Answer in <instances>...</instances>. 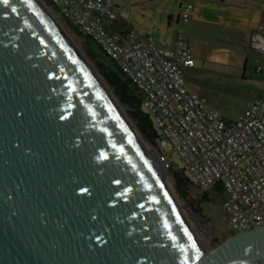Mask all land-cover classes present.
Wrapping results in <instances>:
<instances>
[{"label": "water", "instance_id": "obj_1", "mask_svg": "<svg viewBox=\"0 0 264 264\" xmlns=\"http://www.w3.org/2000/svg\"><path fill=\"white\" fill-rule=\"evenodd\" d=\"M83 57L0 0V264H261L264 226L201 250Z\"/></svg>", "mask_w": 264, "mask_h": 264}, {"label": "built area", "instance_id": "obj_2", "mask_svg": "<svg viewBox=\"0 0 264 264\" xmlns=\"http://www.w3.org/2000/svg\"><path fill=\"white\" fill-rule=\"evenodd\" d=\"M49 1L60 18L91 37L139 92L142 110L157 129L154 150L159 161L171 164L164 152L169 148L199 190L222 188L217 213L225 222L220 235L264 226V101L255 99L235 120H226L187 88L184 70L195 59L182 38L164 48L133 29L112 33L108 24L127 16L112 0ZM191 9L190 3L181 7L183 21ZM248 46L264 54L263 24L251 34ZM256 72L264 78V65Z\"/></svg>", "mask_w": 264, "mask_h": 264}, {"label": "rangeland", "instance_id": "obj_3", "mask_svg": "<svg viewBox=\"0 0 264 264\" xmlns=\"http://www.w3.org/2000/svg\"><path fill=\"white\" fill-rule=\"evenodd\" d=\"M112 1L120 9L127 11L126 17L118 18L116 26L110 27L108 24V29L112 33L118 34L120 29L126 26L137 33L152 36L164 48H169L176 37L184 40L191 48L195 59L193 68L186 69L184 72L186 85L192 88L190 91L205 98L208 107L216 109L226 120H235L247 104L254 99L264 101V78L256 72V67L259 64L264 65V55L249 49L243 43L246 38L238 32L239 25L235 23L240 21L238 18L240 5L236 3L237 0L234 2L225 0V3H222L221 0ZM256 1H259L261 6L264 5V0H253L254 3ZM38 2L42 4L76 49L86 58L80 48V38L76 29L60 18L58 13L43 0H38ZM202 2L206 4L209 2L206 5L208 11L201 10L199 3ZM187 3L192 5V9L193 5L197 6V9L194 17L191 9L188 20L183 21L180 17L181 7ZM86 60L96 70L93 63L87 58ZM243 69L244 78L241 77ZM222 77L226 81L221 82ZM101 78L103 79L102 76ZM110 91L114 96L112 88ZM123 108L125 117L131 122L139 138L142 139L144 146L141 147L146 153L154 150V146L149 144L139 133L135 122L127 116V107L124 106ZM169 150L166 148L164 152L169 153L171 164L164 166L160 162L163 169L157 168L156 163L150 158L184 223L201 250L205 252L215 246L213 245L214 239L222 237L219 224L222 225L225 221L223 222L217 211L224 197L217 202L201 203L198 213L189 209L185 202L178 197L173 187L170 168L180 167L181 164L179 158ZM217 187L220 186H215L212 192L214 196L220 199L221 193ZM199 192L198 189L192 190L195 197ZM222 193L224 195L223 191ZM263 263L264 261L261 262V264Z\"/></svg>", "mask_w": 264, "mask_h": 264}, {"label": "trees", "instance_id": "obj_4", "mask_svg": "<svg viewBox=\"0 0 264 264\" xmlns=\"http://www.w3.org/2000/svg\"><path fill=\"white\" fill-rule=\"evenodd\" d=\"M43 1L49 7L53 8L49 0ZM65 21L78 31V37L80 38V48L84 52L86 58L93 63L94 67L103 77L106 84L112 88V92L118 99L119 103L127 106L126 114L130 119L134 120L135 126L142 137L149 144L154 146L155 138L158 136L157 129L154 127L149 116L142 110L139 92L122 74L116 63L97 47L90 36L83 34L69 21ZM128 30L130 29L124 26L120 29L118 34L126 33ZM170 173L173 181V187L178 197L185 202L189 209L196 213H198L200 210L201 203L208 201L217 202L224 197L222 188L220 187H217L218 191L221 193L220 199L219 197L214 196L212 190H199L181 167H171ZM193 189H198L200 191L197 197L192 194ZM227 237H229V235H223L222 237L214 239L213 245L219 244Z\"/></svg>", "mask_w": 264, "mask_h": 264}, {"label": "crops", "instance_id": "obj_5", "mask_svg": "<svg viewBox=\"0 0 264 264\" xmlns=\"http://www.w3.org/2000/svg\"><path fill=\"white\" fill-rule=\"evenodd\" d=\"M221 2L225 3V0H221ZM232 2H234V0H232ZM236 3H238L240 5L239 9H238L239 13H240L238 18L240 21L235 22V23L239 25L238 26V29H239L238 32L241 35H244L246 38V41L243 43H245V45L249 48L248 42H249V38H250L251 34L258 29L259 25H261V24L264 25V5L261 6V3L259 1H256L254 3L253 0H239V1L237 0ZM207 4H209V2ZM207 4L204 2L199 3L202 11H208L207 6H206ZM196 9H197V6L193 5V9H192L193 10V14H192L193 17L195 16ZM247 20H248V22H247ZM117 21H118V19L113 21L112 23H110L109 26L110 27H112V25L116 26ZM172 43H173V41H172ZM262 55H264V54H262ZM191 68H193V67H191ZM186 69H190V68H186ZM185 70H184V72H185ZM244 75H245V73H244V69H243L241 77L244 78ZM183 76H184V74H183ZM221 82H224V81H221ZM187 88L189 90H192V88L189 85H187ZM251 103H252V101L249 104H247V106H249Z\"/></svg>", "mask_w": 264, "mask_h": 264}, {"label": "bare ground", "instance_id": "obj_6", "mask_svg": "<svg viewBox=\"0 0 264 264\" xmlns=\"http://www.w3.org/2000/svg\"><path fill=\"white\" fill-rule=\"evenodd\" d=\"M42 5V4H41ZM78 51V50H77ZM79 52V51H78ZM79 54L82 56V54L79 52ZM83 57V56H82ZM84 58V57H83ZM85 59V58H84ZM90 65V64H89ZM90 67L92 68V71L95 75V77L97 78V80L99 81V83L102 85L103 89L105 90L106 94L108 95V97L111 99V101L114 103V105L117 107V109L119 110V112L121 113L122 117L124 118L126 124L128 125L129 129L132 131V133L134 134L137 142L140 144V146H142V139L139 138V136L137 135L136 131L134 130V128L131 125V122L127 120V118L124 115V106L119 103L117 101V99L112 95L109 86H107V84L105 83V81L101 78V76L97 73V71L92 67V64L90 65ZM144 146V145H143ZM148 155H150V157L152 158L153 162L156 163L157 168L161 167L163 169V165L160 163V161H158L157 158V153L155 150H150L147 152ZM155 165V164H154ZM264 264V263H263Z\"/></svg>", "mask_w": 264, "mask_h": 264}, {"label": "snow or ice", "instance_id": "obj_7", "mask_svg": "<svg viewBox=\"0 0 264 264\" xmlns=\"http://www.w3.org/2000/svg\"><path fill=\"white\" fill-rule=\"evenodd\" d=\"M8 2V0H4V3H7Z\"/></svg>", "mask_w": 264, "mask_h": 264}]
</instances>
